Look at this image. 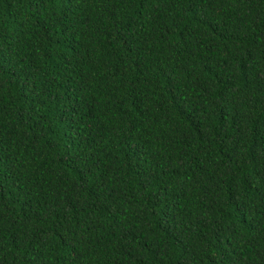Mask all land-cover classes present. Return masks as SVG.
Segmentation results:
<instances>
[{
    "label": "trees",
    "instance_id": "1",
    "mask_svg": "<svg viewBox=\"0 0 264 264\" xmlns=\"http://www.w3.org/2000/svg\"><path fill=\"white\" fill-rule=\"evenodd\" d=\"M0 264H264V0H0Z\"/></svg>",
    "mask_w": 264,
    "mask_h": 264
}]
</instances>
